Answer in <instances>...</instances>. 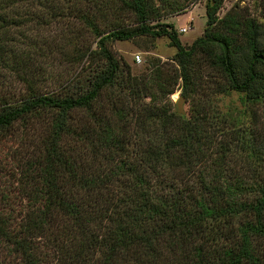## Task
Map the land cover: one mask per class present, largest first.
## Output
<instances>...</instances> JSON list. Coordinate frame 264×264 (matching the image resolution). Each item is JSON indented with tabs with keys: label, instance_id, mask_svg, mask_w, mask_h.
<instances>
[{
	"label": "trees",
	"instance_id": "16d2710c",
	"mask_svg": "<svg viewBox=\"0 0 264 264\" xmlns=\"http://www.w3.org/2000/svg\"><path fill=\"white\" fill-rule=\"evenodd\" d=\"M222 2L205 1V27L183 47L160 20L184 8L153 0H0V84L9 76L25 90L0 96V142L16 124L43 127L19 167V229L0 216V264H264V150L215 104L264 100V33L237 6L218 18ZM46 24L56 38L31 37ZM145 36L168 40L174 69L131 76L106 47ZM48 54L101 63L81 86L41 93L33 77ZM177 90L193 105L187 118L171 111Z\"/></svg>",
	"mask_w": 264,
	"mask_h": 264
},
{
	"label": "rangeland",
	"instance_id": "374dc122",
	"mask_svg": "<svg viewBox=\"0 0 264 264\" xmlns=\"http://www.w3.org/2000/svg\"><path fill=\"white\" fill-rule=\"evenodd\" d=\"M206 0H153L154 5L160 11H169L173 9L184 8L181 12L167 15L160 20L162 24L171 25L178 37L180 45L188 47L190 43L198 38L205 27L204 5ZM237 6L243 8L247 14L252 17L262 28L264 33V0H223L222 5L216 16L221 18L231 7ZM174 11V10H173ZM176 11V10H175ZM120 25L133 26V18L124 16L120 19ZM184 29L183 33L179 30ZM58 28L54 25H42L31 33L38 41H50L56 38ZM87 44L91 49L95 48L94 39L91 36H86ZM111 55L121 64L123 70L129 69L131 76H143L150 74V65L159 63L164 69L172 70L175 65L170 61L174 54V48L169 47L168 40L165 37L150 39L149 37H137L127 41H113L106 45ZM70 54V49L65 48ZM67 58L56 62L50 61V58L57 57L54 54H48L49 62L44 64L42 60H37L39 63L38 71L33 80L37 91L44 93L53 91L62 81L70 80L72 88L82 85V79L86 78L91 71L93 65L100 66L101 61L96 58L91 60V64L83 60L81 62L71 63ZM137 56L139 61L136 62L134 57ZM205 76H210V72L203 71ZM213 76V75H212ZM0 84V96L11 99L24 96V86L17 82L14 78L6 76ZM206 78V77H205ZM208 78V77H207ZM204 80V79H203ZM181 96L180 91H176L169 96L171 103V111L176 113L175 102L177 97ZM182 97V96H181ZM184 98V97H183ZM194 99L200 98L194 94ZM103 99V95H102ZM196 100H194L195 103ZM219 113H227L232 117H237L238 121L243 122L246 127H251L255 142L259 143L258 149L264 150V100L254 106L248 107L242 103V99L235 93H230L226 96H216L215 102ZM193 105L189 100L184 98L181 110L183 118H187ZM79 118L80 113L73 115ZM42 123L37 121L32 125V128L22 130L19 124H16L3 141L0 142V216L7 223L10 231L16 232L19 229L20 220L23 216L26 206L25 192L22 185L24 181L20 176L19 167L23 162V153L33 150L37 136L42 135ZM234 146V145H233ZM236 156L242 158L243 154L238 146L232 149ZM244 157V156H243ZM29 185V184H28ZM1 255L5 252L0 251Z\"/></svg>",
	"mask_w": 264,
	"mask_h": 264
},
{
	"label": "water",
	"instance_id": "95a60500",
	"mask_svg": "<svg viewBox=\"0 0 264 264\" xmlns=\"http://www.w3.org/2000/svg\"><path fill=\"white\" fill-rule=\"evenodd\" d=\"M183 102H184V98L183 97H181V96L177 97L175 105H176V114L179 115V116L183 115V111L181 110Z\"/></svg>",
	"mask_w": 264,
	"mask_h": 264
},
{
	"label": "built area",
	"instance_id": "2783aa9c",
	"mask_svg": "<svg viewBox=\"0 0 264 264\" xmlns=\"http://www.w3.org/2000/svg\"><path fill=\"white\" fill-rule=\"evenodd\" d=\"M179 32H180V33H183V32H184V29H180V30H179ZM134 59H135V61H136V62H138V61H139V59H138V57H137V56H135V57H134Z\"/></svg>",
	"mask_w": 264,
	"mask_h": 264
}]
</instances>
